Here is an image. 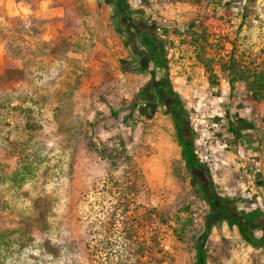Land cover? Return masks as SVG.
Listing matches in <instances>:
<instances>
[{
  "label": "rangeland",
  "instance_id": "374dc122",
  "mask_svg": "<svg viewBox=\"0 0 264 264\" xmlns=\"http://www.w3.org/2000/svg\"><path fill=\"white\" fill-rule=\"evenodd\" d=\"M116 2L0 0V264H94L85 232L102 256L100 234L118 240L131 220L151 264L164 252L199 264L200 243L202 264H264V243L210 214L179 112L149 101L153 65L145 49L133 57ZM123 2L163 42V77L216 195L254 212L264 236V0Z\"/></svg>",
  "mask_w": 264,
  "mask_h": 264
},
{
  "label": "trees",
  "instance_id": "16d2710c",
  "mask_svg": "<svg viewBox=\"0 0 264 264\" xmlns=\"http://www.w3.org/2000/svg\"><path fill=\"white\" fill-rule=\"evenodd\" d=\"M116 4H117L116 6L118 8V12L121 14V11H122L121 8L126 9V5L124 4L123 0H117ZM119 22L121 23L122 21H119ZM148 44L150 48L152 49L151 55H152V58L154 59V62H156V64L158 65V69L160 68L162 70V73L165 74V69L167 68H166V61L164 57H162L164 54L162 51L163 42L154 40V44L153 43L150 44V42H148ZM163 74L162 76H164ZM256 77L258 81L263 80L264 73H260L259 75L255 76V78ZM164 79L167 82L170 95L175 100V104L173 105L172 111L173 113H175V111L179 112V113L174 114V118H175V123L177 127V135L182 145V154L186 161V165L190 171H193L197 168L201 169L202 174L200 178V182H201L200 186L210 206V214L212 215L221 214L225 219L228 220L229 223L236 224L240 228L241 232L244 234L246 240L250 244L260 245L261 243H264L263 235L260 237H256L253 233L252 221H254L256 218L255 213L254 212L238 213V211H236L233 206H231L228 203L223 202L216 195L214 188L211 184V181L209 180V178L206 176V174L203 171V167L205 166L199 163L196 155L194 154V148L192 144L189 142V140L187 139L183 131L184 128L182 127L183 126L182 121H180V119L178 118V116L183 112L182 106L179 103L180 102L179 96L170 86L169 82L167 81V78L164 77ZM258 86L259 88L255 94H257V92H259L260 94L261 90L264 89V80L260 84H258ZM231 131H233L232 128H231ZM147 212L148 211H145L144 214ZM144 214H142L141 216L142 217L141 219L143 220L144 218L148 217V215L147 217L146 215L144 217ZM131 222H134V223H132L128 227L127 233H123V234L117 233V236L119 237L118 240L115 237H112L113 236L112 233H108L105 231L104 234H100V236L105 237L103 238L104 241L102 242V245L100 246L101 249L105 250V254L102 256L97 255L98 254L97 252L99 251L97 247L101 243V239L97 240L95 238L96 236L95 231L88 230L87 232H85L84 246L87 250L89 259L94 264H151L146 259V257L148 256V253H150L152 249V247L148 245L149 236L143 230H142V233H137L136 226H138V224L135 223V220H131ZM139 222L140 220L138 221V223ZM106 223L110 224L109 221H107ZM122 223L127 224V220L123 219ZM206 223H207V226L204 229L203 235H201L202 238H204L208 234L209 228L211 225V220L208 219ZM30 238L31 240H33L32 236ZM129 240L130 241L134 240V242L138 244L137 248L130 247L127 243V241ZM35 241L36 242L39 241V239H37V235H36ZM118 242L120 245H118ZM117 245L119 247V250H115V252L117 251V255L113 256L112 251L114 250V248L112 246H117ZM160 251L162 253L164 252L162 249H160ZM197 251L199 254V258H200L199 264H202V254L203 253H202L201 243L198 244ZM165 253L166 252H164V254L161 256V259L159 260L157 264H165L166 262ZM115 257H116V260H115Z\"/></svg>",
  "mask_w": 264,
  "mask_h": 264
},
{
  "label": "flooded vegetation",
  "instance_id": "af4514ba",
  "mask_svg": "<svg viewBox=\"0 0 264 264\" xmlns=\"http://www.w3.org/2000/svg\"><path fill=\"white\" fill-rule=\"evenodd\" d=\"M115 3V15L117 24L124 27L122 32L126 34L128 38L133 41V52L132 55L135 59H137L139 52L145 49V53L148 54L147 62L152 63L153 72L155 73L153 81L151 84V91L149 90V101L156 102L162 101L167 104L170 110L173 109V105L175 104L174 98L170 95L168 85L164 77L162 76V70L159 68L156 62L151 55V48L148 44H154L153 33L149 30L152 25H146V23L140 24L138 19L133 18V14L129 12V8L126 6V9L121 8V14L118 12V8ZM124 5V4H123ZM119 21H122L121 23ZM147 28V29H146ZM136 62V61H135ZM162 73V74H161ZM156 76V78H155ZM183 115H179L178 118L181 119Z\"/></svg>",
  "mask_w": 264,
  "mask_h": 264
},
{
  "label": "crops",
  "instance_id": "0c3cea01",
  "mask_svg": "<svg viewBox=\"0 0 264 264\" xmlns=\"http://www.w3.org/2000/svg\"><path fill=\"white\" fill-rule=\"evenodd\" d=\"M243 122H244L243 119L241 117H238V126L240 131L242 132H243V127H242Z\"/></svg>",
  "mask_w": 264,
  "mask_h": 264
}]
</instances>
